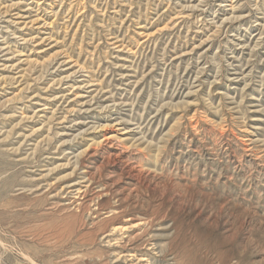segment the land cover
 Wrapping results in <instances>:
<instances>
[{"label":"rangeland","instance_id":"obj_1","mask_svg":"<svg viewBox=\"0 0 264 264\" xmlns=\"http://www.w3.org/2000/svg\"><path fill=\"white\" fill-rule=\"evenodd\" d=\"M0 264H264V0H0Z\"/></svg>","mask_w":264,"mask_h":264},{"label":"bare ground","instance_id":"obj_2","mask_svg":"<svg viewBox=\"0 0 264 264\" xmlns=\"http://www.w3.org/2000/svg\"><path fill=\"white\" fill-rule=\"evenodd\" d=\"M82 198V197H81ZM142 222V221H141ZM135 225V224H134ZM133 225V227H134ZM130 227H128V225H118L117 227L114 228V231H119V232H126L129 230ZM136 254V253H135ZM126 256H130L131 258L135 257L134 254H126ZM138 260V259H137ZM138 261L140 262H145L146 259L145 258H140Z\"/></svg>","mask_w":264,"mask_h":264}]
</instances>
